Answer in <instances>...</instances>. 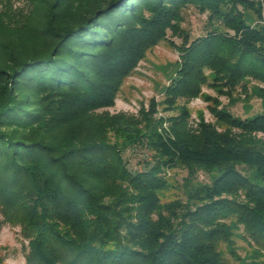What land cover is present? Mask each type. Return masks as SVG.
Instances as JSON below:
<instances>
[{
  "label": "trees",
  "instance_id": "obj_1",
  "mask_svg": "<svg viewBox=\"0 0 264 264\" xmlns=\"http://www.w3.org/2000/svg\"><path fill=\"white\" fill-rule=\"evenodd\" d=\"M190 6L207 15L196 38ZM169 32L179 113L109 112ZM252 91L254 117L221 105ZM201 97L216 121L193 125ZM136 146L145 170L124 157ZM178 167L218 174L163 201ZM0 214L26 264H264V0H0Z\"/></svg>",
  "mask_w": 264,
  "mask_h": 264
},
{
  "label": "rangeland",
  "instance_id": "obj_2",
  "mask_svg": "<svg viewBox=\"0 0 264 264\" xmlns=\"http://www.w3.org/2000/svg\"><path fill=\"white\" fill-rule=\"evenodd\" d=\"M207 15L201 13L195 7L190 6L184 11V21L182 26L190 32L192 38L205 34ZM174 41L176 44L181 43L180 37H173L169 32V37L162 40L158 45L148 50L144 60H142L136 70L127 77L118 93L115 105L107 110L114 113L127 112L138 114L142 107L146 109L151 105H156L158 116L167 118L168 116L179 113L176 110H167L165 104L164 91L169 85L171 78L174 76L179 66V52L170 44ZM253 81L250 85H253ZM204 93L211 96H218L213 89L204 87ZM221 105L225 106L235 116L241 118H251L262 111V104L259 98L254 97L253 91L248 96L245 94H236L235 100H229L226 96H219ZM211 101L204 97L194 99L188 105L191 113V123L196 125L201 117L206 121L215 122L216 119L210 111ZM169 123H165L167 127ZM128 166L133 171L145 170L151 164V154L146 148L139 146L133 147L124 154ZM190 171L186 168H174L167 170L166 177L172 184L162 196L163 201H169L177 197H183V183L189 178ZM218 174L216 170L205 171L198 170L190 177L188 182L210 183ZM182 188V189H181ZM246 245L244 242H239ZM243 252V251H242ZM245 251L243 252V254ZM0 257L3 258V264H26L25 249L23 239L18 226H12L9 223H3V217L0 214Z\"/></svg>",
  "mask_w": 264,
  "mask_h": 264
}]
</instances>
